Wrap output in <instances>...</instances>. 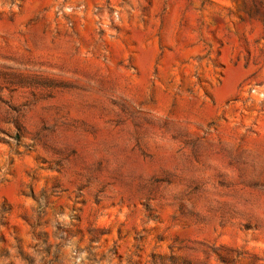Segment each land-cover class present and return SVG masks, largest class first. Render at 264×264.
<instances>
[{
    "label": "rangeland",
    "instance_id": "1",
    "mask_svg": "<svg viewBox=\"0 0 264 264\" xmlns=\"http://www.w3.org/2000/svg\"><path fill=\"white\" fill-rule=\"evenodd\" d=\"M0 264H264V0H0Z\"/></svg>",
    "mask_w": 264,
    "mask_h": 264
}]
</instances>
